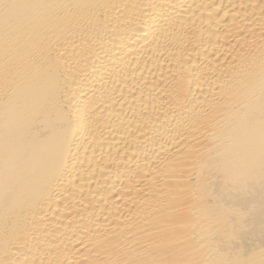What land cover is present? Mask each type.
I'll list each match as a JSON object with an SVG mask.
<instances>
[{
	"label": "bare ground",
	"instance_id": "6f19581e",
	"mask_svg": "<svg viewBox=\"0 0 264 264\" xmlns=\"http://www.w3.org/2000/svg\"><path fill=\"white\" fill-rule=\"evenodd\" d=\"M0 264H264V0H0Z\"/></svg>",
	"mask_w": 264,
	"mask_h": 264
}]
</instances>
